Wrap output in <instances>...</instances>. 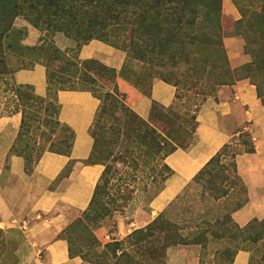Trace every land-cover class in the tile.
<instances>
[{"label": "trees", "instance_id": "16d2710c", "mask_svg": "<svg viewBox=\"0 0 264 264\" xmlns=\"http://www.w3.org/2000/svg\"><path fill=\"white\" fill-rule=\"evenodd\" d=\"M222 1L0 0V40L11 29L17 17H24L40 30L51 27L53 33H63L75 45V48H73L75 59L56 47L52 40L46 46L45 51H48L49 57L41 59L40 63L47 69V96L45 98L35 95L33 88L28 85L16 86L14 89L20 100L25 103H29L34 99L37 102H46L50 105L56 114L53 131L56 130L57 126H61L64 131L69 133L66 138L71 141L63 139L60 142L65 146V150L50 152L69 156L74 143L73 131L60 123L58 119L60 111L58 93L60 91H89L100 100L94 123L90 128V134L94 140L93 149L89 159L83 163L86 165H102L104 171L95 187L87 210L83 212V217L63 231L62 236L68 242L71 258L80 257L85 263L90 264H110L108 262L109 256L115 259L117 264H166L168 250L173 246L186 244L180 233H178L176 223L166 216V212L161 213L147 226L134 230L123 241L106 244L97 259H93L94 255L92 253L84 254L82 247H77V250H75L68 233L75 227L77 231L79 230L90 238L88 239L90 242H88L89 247L95 248L98 241L93 234V229L99 227L107 217L122 211L126 205L125 202L130 199V193H120L118 198L111 197L110 190L113 187L111 182L118 172V167L115 166L117 162L123 163L129 159L132 164L137 163L139 160L144 162L143 164L151 161L161 164L168 155L178 148H190L195 142L196 118L199 109L205 100L215 95L221 86L233 84L239 79H249L256 86L257 96L264 104V51L260 52V49H258L257 53L251 55V62L240 68L244 72L243 75L234 78V71L229 68L227 54H225L223 48L220 49L223 46L224 38ZM259 1L261 2V9L250 19L251 21H247V23L250 21L247 27L264 50V0ZM43 24L48 25L43 27ZM124 31L130 33V49L128 52L135 60L152 61V59H148L152 58L149 56L150 54L154 56V59L158 57L162 61L165 60L164 63H169L170 67L174 69L173 73L175 70L179 71L180 67L184 68L182 78L179 79L180 76L174 77L176 78L174 82L167 79L165 75L162 79L160 78L176 88V104L164 107L153 102L149 118L150 120H157L163 128L166 125L176 124L179 119L183 120L184 125L193 123L192 136H189L187 130L184 129V134L180 137L184 140L188 137L193 141L185 142L186 144L182 143L176 136L179 132L171 133L169 130L171 126L167 127V132L159 133L147 120L139 117L126 104V95L120 92L116 83L113 91L106 92L103 96L96 95L87 86L76 85L74 77H77L78 74L82 75L78 63L81 64V67L85 66L87 71L95 70L97 75L99 73L109 74L112 79H116L123 73L124 66L117 74L116 70L103 65L97 60L81 61L78 55L81 48L93 40L104 42L118 49L114 38H120L119 35L123 34ZM200 45L210 49L213 59L210 58L209 60L205 57L202 59V57L192 55V51ZM215 53L217 54L214 55ZM77 59L78 61H76ZM57 62L58 68L56 70L51 69V65ZM27 68L29 66L19 68L15 72ZM83 76H85L82 80L83 83H96V79L92 75L85 72ZM139 82L138 79L134 83L130 82V85L141 91L139 88L142 85L140 86ZM138 86L140 87L138 88ZM185 88L189 92L187 94L190 95L184 103L190 105L193 102L194 110L190 112V109L185 108V114L180 116L177 113V107L183 99ZM145 94L149 96V92ZM29 124L22 112L21 129L11 151L25 159V169L27 173H32L43 155L33 160L32 157L23 154L22 150L16 151L17 143L25 132L24 129H30ZM171 145L172 147L168 149ZM254 152L255 146L250 133L241 132L222 147L185 189L190 190L203 182L215 186L220 178H224V170L231 169L235 175L236 182L234 184L239 183L240 190L245 197L237 203L234 211L242 208L246 203L247 190L237 174L236 157ZM162 164V168L167 171L164 178L165 182L172 175V171L167 164ZM72 165L73 162H70L63 174L66 173L65 175L68 176ZM213 188L216 189V187ZM182 194V197H184L185 194ZM222 194L227 196L228 191L223 190ZM180 196L176 198V201L180 200ZM106 198H108V203L105 202ZM214 199H217V196H214ZM255 226L263 227L264 222L255 219L241 228L229 218L224 223L222 235L215 234V236L221 239L225 238V235L232 240L245 239V233L250 229H254ZM0 234H2V230H0ZM249 239L256 241L257 237L249 235ZM196 243L199 242L193 241V244ZM239 251L249 252L246 247H240L237 252L230 255V259L226 264H233ZM201 264H204V262H201ZM249 264H253V259L249 261Z\"/></svg>", "mask_w": 264, "mask_h": 264}, {"label": "crops", "instance_id": "0c3cea01", "mask_svg": "<svg viewBox=\"0 0 264 264\" xmlns=\"http://www.w3.org/2000/svg\"><path fill=\"white\" fill-rule=\"evenodd\" d=\"M224 44L233 70L251 62L242 52L241 39L228 36ZM70 47L74 43L64 49ZM79 57L83 61L97 60L117 74L126 59L122 51L98 40L84 45ZM11 82L15 87H32L39 97L47 96V69L42 64L18 70ZM117 84L126 95V104L144 120L150 117L153 102L170 107L175 101L176 88L161 79L152 82L149 96L120 78ZM58 104L60 123L74 133L71 153L66 156L46 152L32 173H27L25 159L11 151L21 129L22 113L0 112V218L7 228L19 229V238L23 237L19 254L26 256L19 264H90L80 257L69 256V245L62 234L87 210L104 171L102 165L83 163L93 149L90 128L100 100L89 91H60ZM196 121L193 145L178 148L165 158L172 175L151 202L155 213H161L176 199L224 145L241 132H248L255 152L236 157L237 174L246 187L247 202L231 218L241 228L255 219L264 222V104L257 96L256 86L249 79L221 86L201 106ZM70 162H73L70 173L59 179ZM249 260V252L239 251L233 264H249ZM167 264H201L200 249L170 248Z\"/></svg>", "mask_w": 264, "mask_h": 264}, {"label": "rangeland", "instance_id": "374dc122", "mask_svg": "<svg viewBox=\"0 0 264 264\" xmlns=\"http://www.w3.org/2000/svg\"><path fill=\"white\" fill-rule=\"evenodd\" d=\"M260 9L261 2L259 0L222 1L224 38L223 46L220 49L222 50L223 48L225 54H227V49L224 39L228 36L236 37L243 41L242 52L248 55L251 60V55L257 53L258 49H260V52L264 51L254 34L250 33L247 27V24L251 21L250 19ZM248 20L250 21L247 23ZM239 21L242 22L240 23ZM46 25L48 24H43V27ZM47 28L40 30L24 17H17L11 29L0 40V112L10 114L11 112L19 111V113L23 112L25 114L26 122L30 123V129H24L25 132L17 143L16 151L22 150L23 154L32 157L33 160L46 152H62L65 150V146L60 144V142L63 139L71 141L66 138L69 136V133L64 131L61 126H57L56 130L53 131L52 128L54 127L56 114L50 105L46 102H37L34 99L29 103L23 102L15 93L14 89L16 87L11 82V77L17 69L28 66L32 68L35 64H40L41 59L49 57V53L45 49L51 40L56 47L66 52L69 57L74 58L75 53L73 48H75V45L67 50L64 49V47L67 48L68 44L72 45L73 41L63 33H53L51 27L48 30ZM127 29L129 28L127 27ZM125 31L119 35L120 38H114L115 44L118 45V50L126 55L123 73L116 79H112L109 74L99 73L97 75L95 70L87 71L85 66L81 67V64L78 63L79 71L82 75L78 74L77 77H74L77 86H87L96 95L103 96L106 92L113 91L115 83L118 86L119 78L128 84L130 82L134 83V81L139 79L140 86L142 85V87L138 86V88L140 87L139 89L142 92L148 93L152 82L155 79H162L163 75L172 82L176 79L174 77L180 76L179 79L182 78L184 75L183 67H180L179 71L175 70L173 73L174 69L170 67L169 63H164L165 60L162 61L158 57L154 59V56L149 54L152 58L148 59H152V61L146 60L144 62L131 57L128 52L130 49V33L129 31ZM192 55H196L199 58L202 57V59L204 57L209 60L212 58L210 49L203 47V45L193 50ZM78 58L80 59L79 55ZM241 67L233 70L229 64V68L234 71V78L243 75L244 72L240 70ZM57 68L58 62L51 65V69L56 70ZM85 72L92 75L96 79V83H83L82 80L85 78L83 74ZM183 93V99L177 107V113L180 116L185 114V108L190 109V112L194 110L193 102L190 105H185L184 103L190 95L187 94L189 92L186 88L183 90ZM173 104H176L175 101ZM182 121V119H179L176 124L166 125L163 128L157 120L147 119V122L159 133L167 132V127L171 126L169 128L171 133L175 131L179 132L176 135L177 138L186 144L189 141H193V139L186 137L184 140L180 137L184 134V129L187 130L189 136H192L194 124L189 123L184 125ZM171 147L172 145L168 149ZM143 163L139 160L137 163L132 164V161L129 159L123 163L117 162L115 166L118 167V172L111 182L113 186L110 190L111 197L118 198L120 193H130V199L125 202L126 205L122 211H118L111 217H107L101 222L99 227L93 229V234L98 241L95 244V248L89 247L90 242L88 239L90 238L87 235H84L79 230L77 231L75 227L72 228L68 233V237L72 241L75 250H77V247H82L84 254L92 253L94 255L93 259H97L106 244L114 241H123L134 230L147 226L161 213L166 212V216L176 223L178 233H180L186 243L173 247L194 246L199 248L201 262H204V264H226L230 259V255L237 252L240 247L247 248L250 253V260L253 259V264H264V226H255L254 229L247 231L245 239L237 238L232 240L227 235L221 239L215 236V234L222 235L224 223L231 218L237 203L245 198L244 193L240 190L241 186L238 185L239 183L234 184L236 180L231 169L224 170V178H220L215 186L203 182L190 190L185 189L186 191L182 192L185 194L184 197H182V193V195L179 194L177 196L181 195L179 201L174 199L161 213L156 214L151 206V202L164 187V178L167 171L162 168V163L165 162L163 161L161 164H157L155 161L147 164ZM65 174L62 172L59 179L65 177ZM57 183L58 181L54 183V186ZM213 187H216V189ZM223 190L228 191L227 196H223ZM214 196H217V199H214ZM105 202L108 203V198L105 199ZM82 217L83 213L77 220ZM12 225H15V222H12ZM228 225L231 226L230 224ZM0 230H2V234H0V264H19L22 258L26 256L25 254H19V242L23 241V237L20 236L19 238V229H15L14 226L7 228V224L1 222L0 218ZM249 235L256 236L257 240L253 241L249 239ZM195 240L199 243L193 244ZM38 258L41 259V254L38 255ZM108 258L110 264H117L115 259H112L110 256ZM167 258L168 252L166 264Z\"/></svg>", "mask_w": 264, "mask_h": 264}]
</instances>
